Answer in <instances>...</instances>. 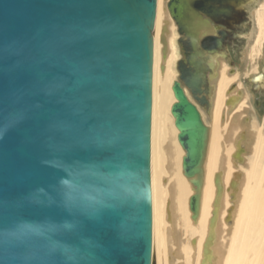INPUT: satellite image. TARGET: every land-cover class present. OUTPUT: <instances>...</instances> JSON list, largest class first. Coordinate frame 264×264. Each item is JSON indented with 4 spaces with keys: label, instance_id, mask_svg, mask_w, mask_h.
<instances>
[{
    "label": "water",
    "instance_id": "95a60500",
    "mask_svg": "<svg viewBox=\"0 0 264 264\" xmlns=\"http://www.w3.org/2000/svg\"><path fill=\"white\" fill-rule=\"evenodd\" d=\"M156 2L0 0V264H152ZM253 2L167 3L181 52L170 113L193 221L209 134L198 106L209 113L230 37L219 27L236 31Z\"/></svg>",
    "mask_w": 264,
    "mask_h": 264
},
{
    "label": "bare ground",
    "instance_id": "6f19581e",
    "mask_svg": "<svg viewBox=\"0 0 264 264\" xmlns=\"http://www.w3.org/2000/svg\"><path fill=\"white\" fill-rule=\"evenodd\" d=\"M168 1L156 2L152 35V254L160 264H165L167 246L173 243L177 245L184 264H200L203 244L209 233V222L213 211H216L207 264H249L247 258L251 245L264 247V126L257 131L253 125L247 127L249 118L244 101L235 110L232 109L233 105L227 104L226 101L232 99L228 94V86L233 79L222 64L218 77L211 82L214 96L211 100L210 123L206 124L201 116L209 134L203 163L199 211L193 221L188 202L194 194V187L182 174L181 161L185 152L177 142V130L170 113V108L175 103L171 87L176 81L174 66L178 60L179 37L177 27L167 10ZM257 24L254 45L264 37V14L257 17ZM253 35L254 33L250 38ZM255 48L251 51H255ZM185 94L192 101L187 90ZM247 128L249 131L246 136L252 141L251 145L248 142L246 146L251 147L250 160L245 159L246 154L241 146L245 145ZM238 151L239 159H236ZM242 157L245 160L244 166L237 161ZM238 169L243 170V179ZM236 195L238 204L234 213L235 229L231 234L229 224L225 221L229 218L228 214L232 213L230 201L235 204L237 202ZM163 229L166 231L164 240ZM167 262L172 261L167 259ZM260 264H264V258Z\"/></svg>",
    "mask_w": 264,
    "mask_h": 264
},
{
    "label": "rangeland",
    "instance_id": "374dc122",
    "mask_svg": "<svg viewBox=\"0 0 264 264\" xmlns=\"http://www.w3.org/2000/svg\"><path fill=\"white\" fill-rule=\"evenodd\" d=\"M243 14H244L243 20L240 21L236 25V31H234L236 34L239 35V37L236 38L235 41H233L231 45L229 46L226 52L227 58L225 59L218 58V67L216 71V77H218L220 68L222 64H224L227 68L226 70L227 74L229 75L230 78L233 79L228 86V94L230 97H232L233 100L235 99V101L232 102L230 101V98H229L228 101H230V103H228V101L226 102L229 105H233L232 109L235 110L237 105L240 102L244 101L246 108H247L248 118H249L247 127L253 125L255 126L254 128L257 131L258 128H262L264 126V41H263L264 37H262L261 40L256 44L257 46L254 45L255 44L254 40H255V35L258 32L257 17L259 15L264 14V0H254V2L250 6L245 8ZM262 29L264 32V26H262ZM252 33H254V35L250 38ZM178 37H179V34H178ZM253 47H256L255 51H251ZM180 59H181V52H180V47H179L178 60L176 61L178 62ZM176 61H175L174 70H175V78H176L175 80L177 81L178 72L176 69V65H177ZM257 74L259 75L261 74L263 77L261 81H258V84L262 85L261 97H260L261 105L259 107L254 106V98L256 97V95L251 91V83H250V79L254 75L258 76ZM213 96L214 94L212 95V98ZM233 97H236V98H233ZM198 110L200 111L201 116L204 119L205 123L206 124L210 123L209 115H210L211 107H210L209 113H207L205 109L199 106H198ZM247 131H249V128H247V130L245 131V136H246ZM263 131H264V128H263ZM248 142L251 145L252 141L250 142L246 136L245 145H244L245 147L241 144L243 148V152H245L244 154H246V158H245L246 160L251 159V152H250L251 147L250 145L249 147H246L248 146ZM247 148H249L248 151H247ZM237 161L239 162V165L243 164L242 166H244L245 160L243 159V157L241 158V160H237ZM238 172L241 174V179H243V173H244L243 170L238 169ZM240 181L237 185V193L239 192L238 187H239ZM237 196L238 195H236L235 202L238 200ZM230 202L232 204L231 206L232 213L228 214L229 218H227L225 222L226 224H229V229L231 230V234H232L233 229H235V225H234L235 214L234 213H236L237 207L235 206H237L238 201L236 202V204L234 203V201L233 203L232 201ZM165 234H166V231L163 229L162 240H164ZM167 247H168L167 248L168 252H166L167 258L165 256V264H172V263L184 264L183 258L177 249V245L171 243ZM263 248L264 247H261L259 245H251L250 250L248 251V258H247L249 261V264H260L261 263V261L264 258ZM171 256L174 258L175 261L173 260ZM167 259L169 262L171 261L172 262L168 263ZM181 260L183 263L181 262ZM152 264H160L157 257L155 258L153 254H152Z\"/></svg>",
    "mask_w": 264,
    "mask_h": 264
},
{
    "label": "flooded vegetation",
    "instance_id": "af4514ba",
    "mask_svg": "<svg viewBox=\"0 0 264 264\" xmlns=\"http://www.w3.org/2000/svg\"><path fill=\"white\" fill-rule=\"evenodd\" d=\"M220 29H222V30H226V32L229 34V38H227L226 39V41H225V43H224V45H225V47H226V51H225V58H227V50H228V48H229V46L231 45V43L233 42V41H235V39L236 38H234L233 36L236 34L233 30H228V29H226V28H224V27H219ZM224 58V59H225ZM257 75H259V74H257ZM256 75H254L253 77H255ZM252 77V78H253ZM251 78V79H252ZM251 79H250V83H251ZM234 87V86H233ZM233 87H232V89H233ZM257 87H258V89L256 90V91H254L253 89H254V85L251 83V91L256 95V97L254 98V106L255 107H259L260 105H261V100H260V97H261V90H262V85H259L258 83H257ZM231 91V90H230ZM233 98H236V97H233ZM230 101H235V99L233 100V99H230ZM230 101H228V103H230Z\"/></svg>",
    "mask_w": 264,
    "mask_h": 264
}]
</instances>
